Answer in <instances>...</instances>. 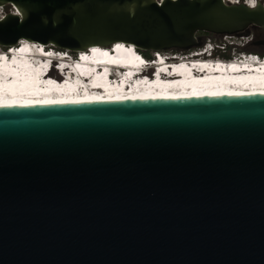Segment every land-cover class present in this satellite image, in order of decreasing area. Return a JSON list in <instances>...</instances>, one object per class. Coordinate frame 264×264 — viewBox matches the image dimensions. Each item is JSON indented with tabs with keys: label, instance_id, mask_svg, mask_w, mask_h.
<instances>
[{
	"label": "water",
	"instance_id": "obj_1",
	"mask_svg": "<svg viewBox=\"0 0 264 264\" xmlns=\"http://www.w3.org/2000/svg\"><path fill=\"white\" fill-rule=\"evenodd\" d=\"M257 5L0 0V47L189 53ZM0 264H264V96L0 108Z\"/></svg>",
	"mask_w": 264,
	"mask_h": 264
},
{
	"label": "bare ground",
	"instance_id": "obj_2",
	"mask_svg": "<svg viewBox=\"0 0 264 264\" xmlns=\"http://www.w3.org/2000/svg\"><path fill=\"white\" fill-rule=\"evenodd\" d=\"M228 1L236 3V1L234 0H228ZM119 45H123V44H119ZM36 46L40 47L39 45ZM118 49L121 52H126L127 54L129 53V50H125L123 46L119 47ZM89 53L90 51L81 52V54H89ZM95 53L96 54L102 53V51L98 49V51ZM120 59L126 61L128 60V57L121 56ZM201 62L203 61L201 60ZM253 63H255L254 59L253 61L251 60V62L235 61L233 63L234 66L231 67V70L235 68H239L240 66H245L247 68L252 67ZM26 65L29 68H32L31 64L26 63ZM201 65H204L207 68L212 67L213 69L215 67L216 69H221V67L225 68V64L223 62L219 63L218 65H213L211 63H205ZM81 67L82 66H80L79 71L81 73H84V70ZM174 67L175 69H181L185 67V64ZM23 71H25L27 75V79L29 82L28 87L22 90L19 89V92L15 95V97L9 95L8 98L30 101L32 105L71 104V102L44 103L45 101H79L78 103H89V102H103V101L140 100L141 97H146L144 99H184V98H192V97L229 95V93H243L244 95H251L252 93H255V95H258L261 91H264V70H262L260 74H255V75L252 74L243 75L242 73V76L236 74L231 75V74L211 73L207 75L206 78L199 79L200 83H193L191 81H188L189 80L188 77H184L183 80H180L181 76H179L175 78H169L168 82H164V83L153 82L144 85L138 84L135 87H131L130 91L128 92L121 91L119 89H106V88L103 91H99V90L81 91L79 84L73 87L71 86V87L58 88L57 91L50 92L51 91L50 86L44 88H38V85H34V86L31 85L30 79L34 77L37 78V76H39L41 72L39 69H37L36 73L34 74L29 73V71L25 69H23ZM202 76H204V74H202L201 77ZM212 80L214 82H210ZM94 84L100 85L96 81H94ZM160 84H163V86H160Z\"/></svg>",
	"mask_w": 264,
	"mask_h": 264
},
{
	"label": "snow or ice",
	"instance_id": "obj_3",
	"mask_svg": "<svg viewBox=\"0 0 264 264\" xmlns=\"http://www.w3.org/2000/svg\"><path fill=\"white\" fill-rule=\"evenodd\" d=\"M255 3V0H253ZM257 3L255 4V8H257ZM261 11H264V6H260ZM21 44L24 42L21 41ZM117 47H122L118 45ZM12 52L24 53L27 51V46L20 47L18 49H11ZM93 51H98L94 49ZM106 55V53H105ZM84 57H82L83 59ZM255 59V57H253ZM27 67L26 62L18 61L15 56H13L11 62H9V58L7 55L0 54V108H11V107H29L33 106L30 101L17 100V99H9V94L13 97L16 95L17 89H25L28 87V79L26 72L23 71ZM12 78L11 81L9 78ZM49 83H54V81H49ZM229 95H244L243 93H229ZM251 95H255L252 93ZM259 95L264 96V91H261ZM135 98V97H133ZM146 97H141L144 99ZM175 98V97H173ZM78 103L79 101H45L44 103Z\"/></svg>",
	"mask_w": 264,
	"mask_h": 264
},
{
	"label": "rangeland",
	"instance_id": "obj_4",
	"mask_svg": "<svg viewBox=\"0 0 264 264\" xmlns=\"http://www.w3.org/2000/svg\"><path fill=\"white\" fill-rule=\"evenodd\" d=\"M7 10V9H6ZM207 44L212 43L213 45H224L226 44L227 49L225 51V54H220V56L225 55V57L233 58L234 56H237L239 53H256V54H262L264 55V45L255 46L252 43L247 44L245 39L237 38V37H221V36H211L210 39L206 40ZM244 45V46H243ZM220 51V50H219ZM194 52V51H193ZM193 52L189 53H178V55H184L191 54ZM215 54V53H213ZM154 57V53L152 55ZM217 57H219L217 55ZM217 59V58H216Z\"/></svg>",
	"mask_w": 264,
	"mask_h": 264
},
{
	"label": "built area",
	"instance_id": "obj_5",
	"mask_svg": "<svg viewBox=\"0 0 264 264\" xmlns=\"http://www.w3.org/2000/svg\"><path fill=\"white\" fill-rule=\"evenodd\" d=\"M163 0H158V2L159 3H161ZM236 1V3H233V2H231L232 4H240L241 2H244L246 5H248L246 2H245V0H235ZM261 3H263V5H264V0H261ZM8 12H14V10H13V8H10L8 11L5 9V8H2V7H0V19H3L4 17H5V15L8 13ZM225 37H228V36H225ZM231 38V37H230ZM241 39H245V41H246V43L247 44H249V43H252L253 42V40H254V36L253 35H251V36H249V37H242ZM206 45L207 46H211V45H213L212 43H206ZM244 46V45H243ZM226 49H227V46H226V44H224V45H220L219 46V50L221 51V52H223V54H225V51H226ZM243 54L245 55V56H247V54H251V58H253V57H255V58H257L258 56H259V54H256V53H245V52H243ZM255 54V55H254ZM213 55V54H212ZM235 58V56L233 57V58H231V59H229V60H232V59H234ZM217 60H220V61H224V63H226L227 61H229V60H225V59H221L220 58V56H219V58H217ZM256 60V59H255Z\"/></svg>",
	"mask_w": 264,
	"mask_h": 264
},
{
	"label": "clouds",
	"instance_id": "obj_6",
	"mask_svg": "<svg viewBox=\"0 0 264 264\" xmlns=\"http://www.w3.org/2000/svg\"><path fill=\"white\" fill-rule=\"evenodd\" d=\"M245 2L248 4V6L250 7V8H254L255 7V4L257 3V0H255V3H253V0H245ZM21 44V43H20ZM117 45H119V44H117ZM117 45H114L113 47H115V46H117ZM206 46V45H205ZM210 47H213V51L212 52H209L208 54H213V53H215L216 51H217V49H219V45H211ZM128 48H131V47H128ZM98 49H100L99 47H98ZM208 47H204V48H202V49H199L200 50V52H204V50H207L208 51ZM197 51V50H196ZM176 55V56H179V55H177V53H163L162 55H164L165 57H171V56H173V55ZM214 55V54H213ZM180 56H181V54H180ZM261 55L259 54V56L257 57V58H255L256 60H260L261 59ZM135 58V61H140L141 62V57H139V56H135L134 57ZM251 60H253V58H250ZM254 59V60H255ZM218 65V64H217ZM227 67V65L225 66V68ZM210 82H214L213 80L212 81H210Z\"/></svg>",
	"mask_w": 264,
	"mask_h": 264
},
{
	"label": "trees",
	"instance_id": "obj_7",
	"mask_svg": "<svg viewBox=\"0 0 264 264\" xmlns=\"http://www.w3.org/2000/svg\"><path fill=\"white\" fill-rule=\"evenodd\" d=\"M11 7H6L5 9H7V11L10 9ZM199 36H205V39L208 40L210 39V35H207L206 33H199L198 34ZM261 40V37L258 33H255L254 34V42H258ZM207 43V42H206ZM3 48H7V47H3ZM54 50V49H53ZM56 51H58L57 49H55ZM138 52H140L141 54H143L145 57L147 58H153L152 55H153V52L151 51H143V50H140V49H136ZM175 53V52H174ZM71 55L75 56L76 53H70ZM227 59H231L229 57H227Z\"/></svg>",
	"mask_w": 264,
	"mask_h": 264
},
{
	"label": "flooded vegetation",
	"instance_id": "obj_8",
	"mask_svg": "<svg viewBox=\"0 0 264 264\" xmlns=\"http://www.w3.org/2000/svg\"><path fill=\"white\" fill-rule=\"evenodd\" d=\"M261 37V36H260ZM264 38L263 37H261V40H263ZM253 42H254V40H253ZM253 42H252V44H253ZM249 53H252V52H249ZM220 54H222V52L221 51H219V49H217V51L215 52V54L213 55L214 57L213 58H219V57H217V55L218 56H220ZM261 56H264V55H262L261 54ZM220 58L221 59H225V60H229V59H227V57H225V55H223V56H220Z\"/></svg>",
	"mask_w": 264,
	"mask_h": 264
}]
</instances>
